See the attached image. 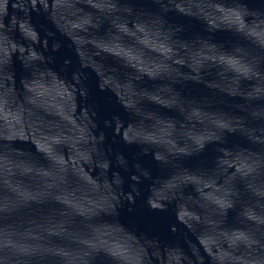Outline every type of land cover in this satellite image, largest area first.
<instances>
[{"label": "water", "instance_id": "1", "mask_svg": "<svg viewBox=\"0 0 264 264\" xmlns=\"http://www.w3.org/2000/svg\"><path fill=\"white\" fill-rule=\"evenodd\" d=\"M0 264H264V0H0Z\"/></svg>", "mask_w": 264, "mask_h": 264}]
</instances>
